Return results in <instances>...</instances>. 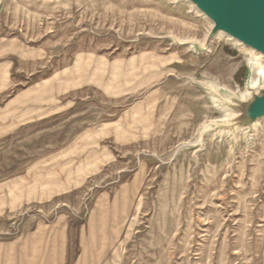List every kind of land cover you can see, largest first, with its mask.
Returning a JSON list of instances; mask_svg holds the SVG:
<instances>
[{
	"label": "rangeland",
	"instance_id": "374dc122",
	"mask_svg": "<svg viewBox=\"0 0 264 264\" xmlns=\"http://www.w3.org/2000/svg\"><path fill=\"white\" fill-rule=\"evenodd\" d=\"M213 27L0 0V264H264V60Z\"/></svg>",
	"mask_w": 264,
	"mask_h": 264
},
{
	"label": "water",
	"instance_id": "95a60500",
	"mask_svg": "<svg viewBox=\"0 0 264 264\" xmlns=\"http://www.w3.org/2000/svg\"><path fill=\"white\" fill-rule=\"evenodd\" d=\"M214 27L207 44L218 35H227L234 41L261 54L264 60V0H188ZM254 100L241 107L239 125H252L264 119V88Z\"/></svg>",
	"mask_w": 264,
	"mask_h": 264
},
{
	"label": "bare ground",
	"instance_id": "6f19581e",
	"mask_svg": "<svg viewBox=\"0 0 264 264\" xmlns=\"http://www.w3.org/2000/svg\"><path fill=\"white\" fill-rule=\"evenodd\" d=\"M207 42V41H206ZM258 54V53H257ZM260 57H262V55L261 54H258ZM253 101V100H252ZM251 102V101H250ZM246 104V103H245Z\"/></svg>",
	"mask_w": 264,
	"mask_h": 264
}]
</instances>
